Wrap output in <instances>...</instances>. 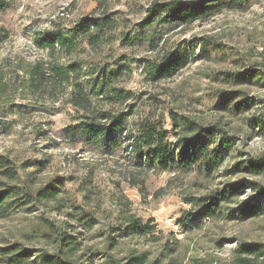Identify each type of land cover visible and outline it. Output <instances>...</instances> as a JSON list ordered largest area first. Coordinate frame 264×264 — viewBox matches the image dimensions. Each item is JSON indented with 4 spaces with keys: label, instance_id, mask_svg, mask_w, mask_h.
Segmentation results:
<instances>
[{
    "label": "rangeland",
    "instance_id": "374dc122",
    "mask_svg": "<svg viewBox=\"0 0 264 264\" xmlns=\"http://www.w3.org/2000/svg\"><path fill=\"white\" fill-rule=\"evenodd\" d=\"M2 1L6 8L0 10V160L11 162L8 166L19 179L8 180L5 168L0 169V192L9 186L36 189L59 182L62 188L53 201L23 205L24 198L19 196L0 205V248L19 245L33 256L26 264H38L37 251H52L43 238L46 219L73 227L68 233L78 234L82 255L95 254L94 264H99L109 229L120 226L124 216L150 226L152 235L123 238L112 251L118 259L147 252L150 264L172 245L177 250L172 257L182 264H231L238 243L264 245V209L256 217L237 219L243 203L255 196L247 188L220 200L221 210L204 219L199 228L184 231L179 225L189 213L199 221L204 207L201 198H217L226 186L264 185V174L251 177L241 166L234 168L237 162L264 154V135L253 136L259 129L248 125L249 119L259 118L263 111L264 76L252 86L227 81V75H239L245 69L264 74V0L239 2L190 26L154 24L142 29L139 23L148 6L163 0ZM107 18L111 25H104ZM85 19L103 24L99 46L87 36H78L76 49L71 54L59 53L55 59L81 64V83L93 104L130 112L124 117V130L96 144L68 134L67 129L78 121L64 104L66 91L36 92L28 88L26 77L35 61L48 60L46 50L36 44L39 37L48 32L71 37V30ZM91 35L97 36V30ZM206 38L221 45L209 50V57L197 44ZM171 52L185 59L184 67L170 78L153 81L144 62L160 64ZM110 84L131 92L132 98L120 107L102 102L104 87ZM243 95L253 100V106L237 114L233 107ZM168 111L203 127L218 125L237 138L235 150L241 154L234 151L220 157L219 163L187 170L161 172L141 167L128 147L135 124L163 115L169 130ZM78 207L96 219L93 228L67 216L75 215L73 208ZM5 263L0 258V264Z\"/></svg>",
    "mask_w": 264,
    "mask_h": 264
},
{
    "label": "trees",
    "instance_id": "16d2710c",
    "mask_svg": "<svg viewBox=\"0 0 264 264\" xmlns=\"http://www.w3.org/2000/svg\"><path fill=\"white\" fill-rule=\"evenodd\" d=\"M239 2L246 3L248 0H163L161 2L151 3L146 10V17L139 23V27L147 28L154 24H173L190 26L192 23L200 20H206L213 17L222 9H233ZM6 8V3L0 0V10ZM112 22L105 20L104 25H111ZM103 24L99 21H91L85 19L76 25L72 31V36L58 32H48L39 37L36 44L42 50H46L48 60L35 61V63L27 71L29 89L45 94L46 89L54 92L66 91L67 98L64 102L68 105L77 116V124L67 129L68 134L76 140L78 137H84L87 144H96L100 140L105 139L116 130L125 129V121L127 114L117 112L113 108L118 106L98 107L93 104L87 91L82 85L84 77L82 67L79 62L61 63L55 59V55L65 52L71 54L76 49V37L87 36L91 43L99 46V36L103 33ZM98 35H91L96 31ZM2 38H7L3 35ZM198 47L202 53L210 56L209 50L221 48L209 38L197 40ZM205 56V57H207ZM144 69L149 73L153 81L163 80L175 75L178 70L182 69L185 59L178 53H167L164 60L160 64H153L149 60L144 62ZM264 66V63H261ZM122 68V67H120ZM261 76H264L259 70H244L239 75L229 74L227 80L230 83L237 81L245 85H256ZM111 83V82H110ZM63 90V91H62ZM102 90V89H101ZM96 96H99L97 94ZM102 102L110 105H120L126 103L132 98V93L124 89H117L112 84L104 87L102 92ZM98 97H96L97 99ZM251 99H247L245 95L241 97L233 107L238 114L253 105ZM170 122V129L166 124L165 117L159 115L157 120H142L135 124L134 132L130 136V144L128 147L135 156L138 165L141 167L152 166L161 172L173 171L175 169L187 170L196 165L209 166L211 162L219 163L220 157H224L232 152L237 155L241 154L235 150L237 138L229 136L227 132L218 125L213 124L209 127H203L198 121L189 117L178 115L172 111L167 112ZM251 129L258 128L259 131L253 136L264 135V101L263 111L259 118L255 117L248 120ZM11 162L0 160V169L5 168L3 175L12 182H18L17 171L11 166ZM245 174L251 177L264 174V154L256 159L240 161L235 164ZM62 183L48 184L42 188L32 189L31 186L20 188L19 186H9L0 192V205L7 200L13 198H24L23 205L32 203H40L44 201H53L59 197ZM224 193L217 198H201V204L204 205L203 213L200 220L192 219V213L187 217H183L179 225L184 231H192L200 227L204 219L212 218L213 215L221 210V201L232 193L235 196L241 194L245 188L252 190L255 196L245 201L242 207L237 211V219H247L256 217L264 209V185L258 183H244L243 185L226 186ZM25 189V190H24ZM214 200L217 202L215 203ZM221 200V201H220ZM206 203V204H205ZM76 210L74 214H68L72 221H80L87 228H93L97 223L96 219L81 208H73ZM244 211L248 213H244ZM120 226L109 229L106 236L104 246L100 256L99 264H147L148 253L139 254L130 253L123 259H118L112 252L117 248L119 242L126 237H149L152 235V228L148 225L144 226L131 216H124L120 220ZM43 238L52 245V251H37L36 262L38 264H94V255L85 258L81 251L83 243L77 235L69 234L68 230L72 229L70 225L62 227L51 220H43ZM159 257L154 259L150 264H182L181 261L172 256L177 250L172 245L165 247ZM81 253V254H80ZM80 254V255H78ZM31 252L27 249L19 248V245H11L0 248V258L6 260L5 264H26L32 258ZM231 264H264V245L259 243H238L236 249L232 252Z\"/></svg>",
    "mask_w": 264,
    "mask_h": 264
}]
</instances>
